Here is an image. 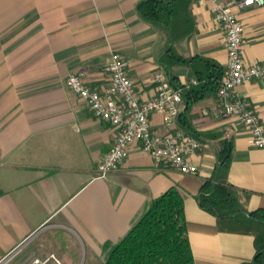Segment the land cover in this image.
I'll use <instances>...</instances> for the list:
<instances>
[{
    "label": "crops",
    "instance_id": "1",
    "mask_svg": "<svg viewBox=\"0 0 264 264\" xmlns=\"http://www.w3.org/2000/svg\"><path fill=\"white\" fill-rule=\"evenodd\" d=\"M141 1L0 0V259L18 248L10 264H103L104 246L119 242L147 205L172 187L183 197L194 264L253 259V237L220 231L197 201L216 167L218 143L226 140L227 182L245 195L247 212L264 209V147L252 146L235 118L203 114L215 108L216 98L188 113L194 131L218 135L201 141L191 157L194 174L156 164L133 143L117 170L97 177L116 130L92 116L66 79L82 73L89 88L100 90L109 82L110 55L118 53L140 98L153 97L168 35L140 18ZM190 12L195 33L177 45L178 52L226 67L225 35L211 4L195 0ZM236 14L244 63L264 62V7ZM171 74L182 85L195 79L185 67ZM235 92L264 122V80L245 82ZM185 108L182 102L181 113ZM150 123L152 132L164 133L162 114L150 115Z\"/></svg>",
    "mask_w": 264,
    "mask_h": 264
},
{
    "label": "trees",
    "instance_id": "2",
    "mask_svg": "<svg viewBox=\"0 0 264 264\" xmlns=\"http://www.w3.org/2000/svg\"><path fill=\"white\" fill-rule=\"evenodd\" d=\"M194 1L142 0L136 11L142 20L158 26L168 35L166 51L159 61L168 83L173 87L184 86L171 74L175 67L189 68L198 82L183 91L186 109L178 116L177 125L200 145L201 141L215 139L218 135L194 131L188 113L193 105L216 98L226 67L204 57H185L177 50L181 41L188 40L195 33V22L190 12ZM218 144L217 164L211 177L200 188L198 204L216 218L220 231L253 237L254 257L240 264H264V209L246 211L243 204L245 195L227 182L231 158L229 143L221 140ZM183 202L175 187L153 199L119 242L104 246L103 264H194Z\"/></svg>",
    "mask_w": 264,
    "mask_h": 264
},
{
    "label": "built area",
    "instance_id": "3",
    "mask_svg": "<svg viewBox=\"0 0 264 264\" xmlns=\"http://www.w3.org/2000/svg\"><path fill=\"white\" fill-rule=\"evenodd\" d=\"M211 4L213 21L222 27L227 49L226 73L216 95V106L208 113L214 119L235 118L250 133L249 143L264 147V122L261 121L250 102L238 96L236 87L251 81L264 80V62L245 64L242 57V24L237 10L264 7V0H197ZM126 61L112 53L105 66L109 82L100 90L89 88L82 73L70 74L66 87L82 100L92 116L116 130L112 147L97 167V177L104 179L123 163L129 146L139 143L156 164H167L182 174H194L192 163L199 142L190 133L178 128L183 91L198 84L196 79L183 87L171 86L162 71L153 75L154 95L142 100L133 81L126 72ZM160 113L164 119V133L152 132L150 115ZM18 248L0 259V264H10Z\"/></svg>",
    "mask_w": 264,
    "mask_h": 264
},
{
    "label": "water",
    "instance_id": "4",
    "mask_svg": "<svg viewBox=\"0 0 264 264\" xmlns=\"http://www.w3.org/2000/svg\"><path fill=\"white\" fill-rule=\"evenodd\" d=\"M186 109V108H185Z\"/></svg>",
    "mask_w": 264,
    "mask_h": 264
}]
</instances>
